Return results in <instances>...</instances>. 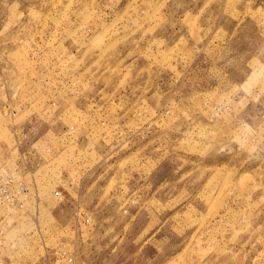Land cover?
I'll return each instance as SVG.
<instances>
[{
  "label": "rangeland",
  "instance_id": "rangeland-1",
  "mask_svg": "<svg viewBox=\"0 0 264 264\" xmlns=\"http://www.w3.org/2000/svg\"><path fill=\"white\" fill-rule=\"evenodd\" d=\"M0 264H264V0H0Z\"/></svg>",
  "mask_w": 264,
  "mask_h": 264
}]
</instances>
